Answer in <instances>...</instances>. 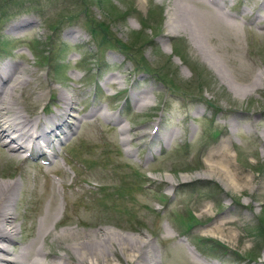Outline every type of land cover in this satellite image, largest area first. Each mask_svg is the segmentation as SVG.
<instances>
[{"label":"rangeland","instance_id":"obj_1","mask_svg":"<svg viewBox=\"0 0 264 264\" xmlns=\"http://www.w3.org/2000/svg\"><path fill=\"white\" fill-rule=\"evenodd\" d=\"M219 1L226 16L208 0H0V68L21 81L10 114L61 124L40 156L0 142L9 259L264 262V0Z\"/></svg>","mask_w":264,"mask_h":264},{"label":"bare ground","instance_id":"obj_2","mask_svg":"<svg viewBox=\"0 0 264 264\" xmlns=\"http://www.w3.org/2000/svg\"><path fill=\"white\" fill-rule=\"evenodd\" d=\"M208 1H209L208 3H211L213 6H215V8L218 11L217 14L219 16L220 15L223 16L225 15L224 13H227L226 11L225 12L223 11L224 8H223V4L221 1L219 0H208ZM15 74H16L15 69L12 70L11 67L0 68V95H2V97H0V142H2V144L5 146H11L8 148L9 151H12L13 153H17V154L27 152L28 151L27 148L30 147L32 144L37 145V149L40 151H43V146H49V143L51 141V138L48 137L49 134L54 133V130H57L58 128H60L61 124L56 123V121H53L54 119L53 120L49 119L48 122L50 124H53L54 129L53 128L43 129V128H39L36 122L29 121L23 114H20L18 112H14L13 115L10 114V112L13 111L17 106V105L14 106V100L12 98L13 96L12 93H14L15 90L18 88V86L21 84V81L19 80L20 77L16 76V78L14 79ZM61 100H62L63 109L60 115L63 116L65 119L71 116L69 112L72 110V105H71L72 103L69 97H61ZM62 125H65V129H68L69 127L68 123H65V122H63ZM123 130L125 132L127 131V129L125 128ZM187 178L188 176H183L184 180H186ZM1 186L2 185H0V190H1ZM7 192L6 191L4 193L0 192V264H26V263L27 264H42L41 259L46 256L45 253H43L42 249L36 250L37 254L35 255V259L32 261L27 260L26 258L29 255V249H25L21 254L15 256V258L9 259L8 255L10 254V252L7 249V246H5V244L4 245L1 244V243H8L12 241L13 235H15L14 229L17 226V225L13 226V222H12V219L15 218L13 217L14 213L11 212L10 210L11 208L7 209L6 206L8 205L5 204L6 199L4 196H7ZM115 240H117V238ZM80 244H83L85 248V246L89 245L90 242L80 241L79 245ZM76 246L77 245L74 244V247ZM97 255L98 253L93 252V251L90 253L83 252V256L81 258L83 259L85 256L96 258ZM140 258H141V255L135 256V259H136L135 264H141ZM52 264H58V263L53 262Z\"/></svg>","mask_w":264,"mask_h":264},{"label":"trees","instance_id":"obj_3","mask_svg":"<svg viewBox=\"0 0 264 264\" xmlns=\"http://www.w3.org/2000/svg\"><path fill=\"white\" fill-rule=\"evenodd\" d=\"M73 19H74L73 15H69L68 17H66V20H73ZM61 22H63V21H58V23H56L55 25H51L50 28L55 31V28L59 24L61 25ZM86 24H87L86 27H87L88 32L92 35V37H94L95 39H98L99 40V44H101L103 46L106 45L107 47L114 46V47L122 48L123 51L124 50H126V51H130L131 50L130 47L126 46L123 43L121 44L119 41L113 42L108 37V31H107L108 30V27L104 26L102 23H93L92 21H88ZM140 36L141 35L138 34V37H140ZM140 38L138 40H140ZM130 52L133 53L134 51L131 50ZM139 57H141V56L139 55ZM167 65L170 66V61H167ZM162 67H164V66H162ZM139 68H143V69L147 70V67H139ZM165 69H167V67H165V68H163V69H161L159 71H154V73H156V76L162 81L163 84H166L167 86H169L170 88H172L173 81L170 80L168 74H166V72L164 71ZM164 73L166 75H164ZM191 218H189L190 221H191ZM260 221L264 225V214L261 217V220ZM189 226H190V224H189ZM263 233H264V228L261 229L259 235L262 236ZM255 256H257L256 252L249 253V258H252L253 259Z\"/></svg>","mask_w":264,"mask_h":264}]
</instances>
